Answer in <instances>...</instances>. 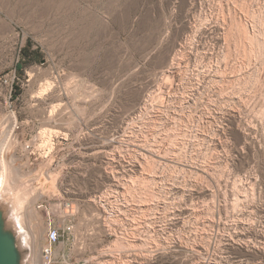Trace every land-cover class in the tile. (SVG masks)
<instances>
[{
  "label": "rangeland",
  "instance_id": "rangeland-1",
  "mask_svg": "<svg viewBox=\"0 0 264 264\" xmlns=\"http://www.w3.org/2000/svg\"><path fill=\"white\" fill-rule=\"evenodd\" d=\"M27 45L39 59L23 64ZM262 109L264 0H0L5 195L40 257L47 195L79 205L87 257L106 264H264Z\"/></svg>",
  "mask_w": 264,
  "mask_h": 264
},
{
  "label": "built area",
  "instance_id": "built-area-1",
  "mask_svg": "<svg viewBox=\"0 0 264 264\" xmlns=\"http://www.w3.org/2000/svg\"><path fill=\"white\" fill-rule=\"evenodd\" d=\"M22 49L20 50V52ZM20 57L18 58V62ZM17 80V70L10 72L6 78L1 82L2 88L10 89L12 98V91ZM264 132V124H263ZM264 152V143H263ZM264 157V154H263ZM97 202L105 204V193L97 196ZM56 200L57 210H53L51 201L47 195H43L37 209L43 211L46 216V233L45 244L41 253V264H106L105 251L101 250L100 254L93 257H87L86 240L84 235L77 230V221L79 219L78 204L65 198H53ZM51 199V200H53ZM59 211L57 215L56 212ZM103 226L105 229V216L103 218ZM70 244L68 252H66L67 245ZM116 257V256H114ZM117 258V257H116ZM118 259L112 260V264L117 263ZM128 261V260H127ZM136 264H140L136 262Z\"/></svg>",
  "mask_w": 264,
  "mask_h": 264
},
{
  "label": "water",
  "instance_id": "water-1",
  "mask_svg": "<svg viewBox=\"0 0 264 264\" xmlns=\"http://www.w3.org/2000/svg\"><path fill=\"white\" fill-rule=\"evenodd\" d=\"M17 211L18 204L6 198L0 184V264H31V235Z\"/></svg>",
  "mask_w": 264,
  "mask_h": 264
},
{
  "label": "bare ground",
  "instance_id": "bare-ground-1",
  "mask_svg": "<svg viewBox=\"0 0 264 264\" xmlns=\"http://www.w3.org/2000/svg\"><path fill=\"white\" fill-rule=\"evenodd\" d=\"M192 52V51H191ZM193 54V53H192ZM189 56V55H188ZM217 57V56H216ZM220 57V56H219ZM206 59V58H205ZM196 61V60H195ZM201 61H202V58H201ZM213 61V60H212ZM217 62H219V60L217 61ZM186 63V62H185ZM210 63V62H209ZM223 64V63H222ZM208 65V64H207ZM221 65V64H220ZM191 66V65H190ZM190 66H188V67H190ZM218 66V65H217ZM198 69V68H197ZM32 75V74H31ZM201 78V77H200ZM54 83L53 82H51V81H47L46 83H44V89L41 91V93H40V95H44V94H47V92L49 91V90H51V88H52V85H53ZM197 91V90H196ZM192 94V93H191ZM171 96V95H170ZM160 99H161V96H160ZM159 99V100H160ZM166 99V98H165ZM163 101H165V100H163ZM167 103V102H166ZM166 105V104H165ZM158 109H160V107L158 108ZM161 110H162V108H161ZM263 110V109H262ZM160 111V110H159ZM264 111V110H263ZM153 113V112H152ZM155 114L154 115H152V118H151V121L152 122H158L159 123V121H162V122H164L165 121V117H164V114H161L162 112H154ZM230 113V112H229ZM261 114V113H260ZM166 115V114H165ZM212 115V114H211ZM231 115V114H230ZM166 117H169V116H166ZM216 117V116H215ZM173 118H177V117H173ZM172 118V119H173ZM261 118V117H260ZM259 118V119H260ZM172 119H170V120H172ZM179 119V118H178ZM188 119V118H187ZM190 119V118H189ZM174 120H176V119H174ZM191 120V119H190ZM189 120V121H190ZM149 121V120H148ZM177 121V120H176ZM198 121V120H197ZM175 122V121H174ZM174 122H172V123H174ZM180 122H181V120H180ZM161 123V122H160ZM159 123V124H160ZM165 124H166V122H164ZM163 123V124H164ZM171 123V124H172ZM179 123V122H178ZM204 124V123H203ZM4 125V124H3ZM175 125H177V124H175ZM198 125V124H197ZM205 125V124H204ZM168 127H169V125H167ZM174 126V125H173ZM184 126V125H183ZM182 126V127H183ZM201 126V125H200ZM171 128H174V127H172L171 126ZM176 128V127H175ZM181 128V127H180ZM179 128V129H180ZM206 128V127H205ZM185 129V128H184ZM49 132H51L52 133V131H48V130H44V134L46 133H49ZM181 132V131H180ZM217 133V132H216ZM176 134V133H175ZM197 134V133H196ZM188 135V134H187ZM174 136V135H173ZM181 136V135H180ZM198 136V135H197ZM188 137V136H187ZM176 138V137H175ZM172 139V138H171ZM169 140V139H168ZM9 141V139H7L6 140V142L5 143H7ZM200 141V140H199ZM163 142V141H162ZM162 142H161V144H162ZM177 142H178V140H177ZM164 143V142H163ZM180 143V142H179ZM183 143V142H182ZM205 143V142H204ZM161 144H160V146H161ZM6 145V144H5ZM145 145V144H144ZM164 145V144H163ZM143 146V145H142ZM158 146V145H157ZM160 146H158V147H156V145H154V143H153V145L151 146V145H147V147L146 148H143L142 150H143V152L141 153V154H155L156 155V153L157 152H159V151H161L162 149H160ZM176 146V145H175ZM180 146V145H179ZM202 146V145H201ZM143 147H145V146H143ZM6 148V147H5ZM175 148V147H174ZM177 148V147H176ZM197 148V147H196ZM169 150V149H168ZM163 151V150H162ZM161 151V152H162ZM165 151V150H164ZM167 152H169V151H167ZM172 152V151H171ZM174 152V151H173ZM181 152H182V150H181ZM164 153V152H163ZM157 154H159V153H157ZM167 154V153H166ZM174 154V153H173ZM179 154H181V153H179ZM167 155H170V154H167ZM175 155V154H174ZM177 155V154H176ZM164 156H166L165 155V153H164ZM154 157V156H153ZM167 157V156H166ZM181 157V156H180ZM179 156H178V158H180ZM165 158V157H164ZM163 158V159H164ZM183 158V157H182ZM194 159V158H193ZM222 159V158H221ZM184 160V159H183ZM161 161H165V160H161ZM180 161V160H179ZM178 162V161H177ZM176 161H175V163H177ZM200 162H201V160H200ZM165 163H167V162H165ZM179 163H181V162H179ZM221 163V162H220ZM168 164V163H167ZM197 164V163H196ZM126 165V164H125ZM186 165V164H185ZM193 165V164H192ZM207 165V164H206ZM189 166H191V165H189ZM189 166H188V168H189ZM199 166V165H198ZM203 167H204V165H203ZM187 168V167H186ZM192 170L194 169V170H197V173L199 172V171H204L203 169H201L202 167H197L196 165H193V166H191L190 167ZM208 168V167H207ZM207 168H205V169H207ZM247 169H249V168H247ZM206 171V170H205ZM202 172H201V174H202ZM194 173H196V172H194ZM200 173V172H199ZM204 174H206V172L204 173ZM203 174V175H204ZM239 174V173H238ZM247 175V174H246ZM199 176V175H198ZM248 176V175H247ZM201 177H203V176H201ZM244 177V176H243ZM246 177V176H245ZM238 178V177H237ZM240 179V178H239ZM236 180V179H235ZM7 181H8V164H7V161H6V159L4 158V157H2V155H1V152H0V184H1V187H2V189H4V188H6V185H7ZM112 181H114L113 179H112ZM234 182V181H233ZM242 183V182H241ZM250 183V182H249ZM203 184H205V183H203ZM233 184V183H232ZM252 184V183H251ZM255 184V183H254ZM219 185V184H218ZM235 185V184H234ZM237 185H238V183H237ZM252 186V185H251ZM174 187V186H173ZM177 187V186H176ZM180 187V186H179ZM254 187V186H253ZM202 188V187H201ZM178 189L179 188H172V191H178ZM180 189H182V188H180ZM194 189V188H193ZM185 190V189H184ZM183 190V191H184ZM195 190V193L193 194L194 196H199V195H201V193H203L202 191H203V189H198V188H196V189H194ZM205 190V189H204ZM218 190V189H217ZM221 190V189H220ZM227 190V189H226ZM232 191V190H231ZM238 191V190H237ZM193 192V191H192ZM191 192V193H192ZM236 192V191H235ZM256 192V191H255ZM180 193H181V191H180ZM228 193V192H227ZM241 193V192H240ZM254 193V192H253ZM184 194V193H183ZM186 194V193H185ZM204 194V193H203ZM202 194V195H203ZM154 195V194H153ZM190 195V194H189ZM192 195V196H193ZM255 195V194H254ZM191 196V195H190ZM239 197V196H238ZM152 199V198H151ZM244 199V198H243ZM18 205H22V202L20 201H18ZM220 203V202H219ZM227 203V202H226ZM233 203H235V202H233ZM232 204V203H231ZM234 206V205H233ZM242 207V206H241ZM227 208V207H226ZM242 209V208H241ZM248 209V208H247ZM234 211H237V210H234ZM182 212V211H181ZM226 212V211H225ZM235 214V213H234ZM245 216V215H244ZM175 220V219H174ZM178 221H170V222H168L167 224H165V226H163V228H161L162 230L163 229H168V228H170V229H172V227H174V226H177V223ZM225 222V221H224ZM20 223H21V225L22 226H24V222H23V220L22 219H20ZM168 225V226H167ZM204 225V224H203ZM228 225V224H227ZM167 226V227H166ZM236 226V225H235ZM237 228V227H236ZM160 229V230H161ZM241 229V228H240ZM246 229V228H245ZM159 230V231H160ZM242 231V230H241ZM249 231H250V229H249ZM235 232H236V230H235ZM258 232V231H257ZM260 232V231H259ZM258 232V233H259ZM233 234V233H232ZM257 236H259V234L257 235ZM248 237H249V232L248 231H244L243 233H241V234H237L236 235V238L235 239H238V241L240 240V239H243V238H247L246 240H248ZM36 236H35V234H32V236H31V238H30V242H31V244L33 245V242H34V247L32 246V259H31V264H40V252L37 250V248L39 247V246H37L35 243H36ZM123 238V237H122ZM226 238V237H225ZM234 238H230L228 241H230V242H234L235 240H234ZM124 240H125V238H123ZM212 240V239H211ZM263 241V240H262ZM127 242V241H126ZM116 244L114 245V248L116 249V248H118V250H120L119 248H123V247H125L126 245H125V242L123 241V240H118V241H116L115 242ZM182 243V242H181ZM210 243H212V242H210ZM128 244V243H127ZM231 244V243H230ZM261 244V243H260ZM252 245V244H251ZM258 246V245H257ZM210 247V246H209ZM263 247V246H262ZM224 248V247H223ZM239 248V247H238ZM117 250V249H116ZM196 250V249H195ZM210 250V249H209ZM206 251V250H205ZM262 253H264V251L262 252ZM230 254V253H229ZM223 259V258H222ZM212 260V259H211ZM244 263V262H243Z\"/></svg>",
  "mask_w": 264,
  "mask_h": 264
},
{
  "label": "trees",
  "instance_id": "trees-1",
  "mask_svg": "<svg viewBox=\"0 0 264 264\" xmlns=\"http://www.w3.org/2000/svg\"><path fill=\"white\" fill-rule=\"evenodd\" d=\"M21 56L23 60V64H27L28 62L32 60H38L39 59V53L33 52L30 48V45L25 46L21 51ZM15 94L18 96L21 94L19 88H17Z\"/></svg>",
  "mask_w": 264,
  "mask_h": 264
}]
</instances>
